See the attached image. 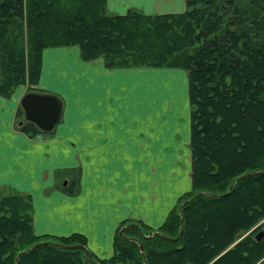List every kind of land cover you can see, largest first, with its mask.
Masks as SVG:
<instances>
[{
    "label": "trees",
    "instance_id": "16d2710c",
    "mask_svg": "<svg viewBox=\"0 0 264 264\" xmlns=\"http://www.w3.org/2000/svg\"><path fill=\"white\" fill-rule=\"evenodd\" d=\"M54 45H76L81 59L99 58L108 68L185 72L191 186L154 228L176 235L181 213L182 230L172 240L126 227L124 234L141 241L145 263L250 264L262 255L264 235L256 239L254 232L264 227V0H184L183 10L159 13L135 7L115 13L106 0H0V95L20 84L44 91L37 87L41 52ZM19 129L29 136L50 132L27 120ZM77 177L76 169L62 188L74 192ZM0 189V264H87L85 258L144 264L137 243L120 236L119 227L105 258L45 242L15 260L39 240L86 245V238L35 233L30 194ZM199 191L213 194L196 195L179 213L177 204ZM131 221L145 233L152 229Z\"/></svg>",
    "mask_w": 264,
    "mask_h": 264
},
{
    "label": "crops",
    "instance_id": "0c3cea01",
    "mask_svg": "<svg viewBox=\"0 0 264 264\" xmlns=\"http://www.w3.org/2000/svg\"><path fill=\"white\" fill-rule=\"evenodd\" d=\"M106 5L115 13H159L182 10L184 0ZM159 69L108 68L99 58L81 59L76 45L43 48L37 87L57 94L62 110L50 132L35 136L19 129L16 114L26 86L0 95V185L30 194L35 233H82L87 248L105 258L122 221L140 219L154 229L190 188L187 91L185 112L153 75ZM76 169V190L67 192L62 187Z\"/></svg>",
    "mask_w": 264,
    "mask_h": 264
},
{
    "label": "water",
    "instance_id": "95a60500",
    "mask_svg": "<svg viewBox=\"0 0 264 264\" xmlns=\"http://www.w3.org/2000/svg\"><path fill=\"white\" fill-rule=\"evenodd\" d=\"M19 105L22 109L23 118L27 121L34 123L39 129L44 130V131H48V130H51L53 128V126L59 120L60 115H61V110H62L61 98L57 94H55L53 92H48V91L28 90L21 96V98L19 100ZM261 172H264V170H261ZM239 177H236L234 179V181L232 183H230V185L228 186V189L225 191V193L228 192L231 185ZM65 183H66V180L64 179V184ZM201 193L213 194L210 192H203V191L196 192L191 197H188V198L184 199L182 202H180L179 204H177V210L179 211V213H180L181 206L183 204H185L187 201H189L190 199L194 198L196 195L201 194ZM182 219H183V216L180 213L179 228H178L176 235H174V236L162 234L155 229L148 230L145 233L140 229L138 223L133 222V221L127 222V223L119 226L117 232L120 236H122L126 239L134 240L137 243V246H138L139 251H140L141 256H142V260H143L144 264H146L144 261V253H143V247H142L141 241L136 236L124 234V232H123L124 229L126 227H129V226H135L138 229L139 234L143 237H149L153 234H156V235H159V236L166 238V239L176 240L178 238V236L180 235L181 230H182L181 229ZM262 235H264V230H261L258 233H256L255 238L259 239ZM45 242L51 243L52 245L57 246V247H61V248H80L84 251L85 255H87V253H88V248L84 244H79V243H68L67 244V243H61V242L51 241V240H39V241H36L35 243L31 244L30 246L19 250L17 252V254L15 255L14 259L16 260L18 255H20L21 253L30 251L33 248H35L36 246L43 244ZM85 262L87 264H90V262L87 258H85Z\"/></svg>",
    "mask_w": 264,
    "mask_h": 264
},
{
    "label": "rangeland",
    "instance_id": "374dc122",
    "mask_svg": "<svg viewBox=\"0 0 264 264\" xmlns=\"http://www.w3.org/2000/svg\"><path fill=\"white\" fill-rule=\"evenodd\" d=\"M182 5H183V2H182ZM182 5H181V7H182ZM183 8H182V10H183ZM155 67H160V69L156 70L153 73V75H155L157 77V79H161V80H158L159 82H161L162 84L165 83V86H168L166 88L167 92L172 93V95L174 96V99H176V103L173 102L174 105L178 108H181L183 111L185 110V112H186L187 111V99H186V97H187L186 96V91H187L186 90V83L187 82H186V78L184 75V71L180 68H177V67H174V68L165 67V66H155ZM159 86H160V83L159 84H151L150 89H151V91L152 90L157 91V90H159ZM26 91H28V90H26ZM171 100H173V99H171ZM181 109H180V111H181ZM20 118H22L21 122L23 123L25 121V119L23 118V114H21ZM185 121H186V119H184V124H182L183 129L185 127ZM22 166H23V163H22ZM13 178H16V177H13ZM21 181H19V182H21ZM12 185H9V184L0 185V188L18 190L15 187H12ZM0 191H1V189H0ZM261 230H264V227L261 226V227L257 228L254 233L256 234ZM260 261H262V262L260 263ZM97 262H99V261H97ZM250 264H264V253L262 255H258L257 259Z\"/></svg>",
    "mask_w": 264,
    "mask_h": 264
}]
</instances>
